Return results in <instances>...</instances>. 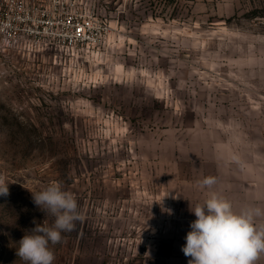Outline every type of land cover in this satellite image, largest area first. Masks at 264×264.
<instances>
[{"label": "rangeland", "instance_id": "374dc122", "mask_svg": "<svg viewBox=\"0 0 264 264\" xmlns=\"http://www.w3.org/2000/svg\"><path fill=\"white\" fill-rule=\"evenodd\" d=\"M86 1L94 47L0 41V264L53 223L52 183L83 217L53 264H188L191 210L264 170V0Z\"/></svg>", "mask_w": 264, "mask_h": 264}, {"label": "clouds", "instance_id": "9594fccd", "mask_svg": "<svg viewBox=\"0 0 264 264\" xmlns=\"http://www.w3.org/2000/svg\"><path fill=\"white\" fill-rule=\"evenodd\" d=\"M213 177L204 178L201 188H211ZM0 195L8 196V185L0 177ZM34 204L54 218L51 226L37 225L33 234L24 235L19 241L16 255L25 264H53L54 252L49 245L62 240L63 232L73 231L75 222L83 217L75 196L64 191L59 183H52L39 192L32 193ZM196 219L190 223L182 252L190 257L188 264H256L264 254V208L247 206L236 211L232 203L212 192L204 204L194 210Z\"/></svg>", "mask_w": 264, "mask_h": 264}, {"label": "built area", "instance_id": "2783aa9c", "mask_svg": "<svg viewBox=\"0 0 264 264\" xmlns=\"http://www.w3.org/2000/svg\"><path fill=\"white\" fill-rule=\"evenodd\" d=\"M86 0H0V41L35 52L98 45L109 26L84 11Z\"/></svg>", "mask_w": 264, "mask_h": 264}, {"label": "crops", "instance_id": "0c3cea01", "mask_svg": "<svg viewBox=\"0 0 264 264\" xmlns=\"http://www.w3.org/2000/svg\"><path fill=\"white\" fill-rule=\"evenodd\" d=\"M261 168L257 173H252V178H246L245 172L239 171L230 174L227 179L228 189L221 192L215 191L227 198L233 206V209L239 211L247 206H259L264 208V174ZM264 223V219H258L257 225ZM256 264H264V254H261Z\"/></svg>", "mask_w": 264, "mask_h": 264}]
</instances>
